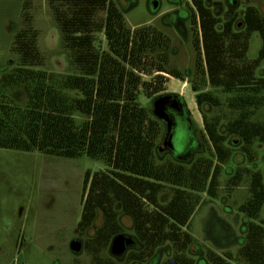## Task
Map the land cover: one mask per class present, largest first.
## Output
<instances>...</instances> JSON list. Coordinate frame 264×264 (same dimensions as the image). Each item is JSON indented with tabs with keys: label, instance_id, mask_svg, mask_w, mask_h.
<instances>
[{
	"label": "trees",
	"instance_id": "16d2710c",
	"mask_svg": "<svg viewBox=\"0 0 264 264\" xmlns=\"http://www.w3.org/2000/svg\"><path fill=\"white\" fill-rule=\"evenodd\" d=\"M49 4L74 72L56 75L41 68L45 57L38 45L39 31L31 17L24 16L11 47L18 63L0 81V147L63 157L86 154L107 163L108 169L92 178L87 173L78 224L79 232L86 234L102 215V223L84 242L91 264H159L156 249L166 243L171 249L164 264H231L232 259L264 264V220L256 221L264 206V173L252 166L254 140L264 143V121L252 119L264 107V77L256 75L264 58L260 10L248 5L241 21L221 20L206 0H193L198 21H192L199 30L193 40L195 79L189 82L211 147L202 144L197 159L172 155L164 159L165 152L158 149L164 124L139 103L138 96L141 91L148 97L165 93L166 74L183 82L188 79L179 69L168 68L174 52L170 37L150 24L130 27L113 0ZM100 12H105L104 18L98 17ZM99 31H104L106 49L96 43ZM253 31H260L263 38L257 59L247 56ZM15 89L25 91L24 105L10 97ZM70 89L81 96L68 94ZM217 91L229 94L227 109L236 113L235 118L207 116L208 107L221 105ZM75 111L86 116L80 124ZM237 148L241 158L227 187L250 176V196L240 207L248 219L242 246L236 256L208 249L206 257L196 259L201 248L186 226L201 202L200 192L207 189L216 195L221 167ZM167 186L173 195L161 204L158 196ZM123 215L131 218L137 243L120 259L110 254L109 246L115 235L125 232Z\"/></svg>",
	"mask_w": 264,
	"mask_h": 264
},
{
	"label": "rangeland",
	"instance_id": "374dc122",
	"mask_svg": "<svg viewBox=\"0 0 264 264\" xmlns=\"http://www.w3.org/2000/svg\"><path fill=\"white\" fill-rule=\"evenodd\" d=\"M122 9L130 27L153 25L166 33L171 41L174 52L170 55L168 68H177L187 75V82L169 74L165 93L180 94L185 100L191 117L198 127V133L205 147H211L204 131L202 114L198 110L195 93L189 80L195 79L196 50L194 35L199 30L196 8L193 0H159L161 5L157 12L151 11L152 0H113ZM239 5L231 10L226 0H210L208 4L221 19L234 17L241 21L248 5L257 7L264 15V0H239ZM180 11L182 30L175 24V12ZM27 14L32 25L39 31L38 45L44 54L45 61L41 66L56 75L74 72L70 53L64 47L60 28L54 18L49 0H0V81L5 71H9L18 63V56L12 51L14 35ZM99 18L105 17L100 12ZM23 20V21H22ZM96 43L107 48L104 31L95 33ZM263 45L260 31H253L250 37L247 56L257 59ZM256 75L264 77V58L256 68ZM150 79L151 76H144ZM72 96H81L77 90H67ZM10 97L24 105L27 95L23 89H15ZM221 105L210 108L208 117L233 119L235 112L227 109L229 94L216 92ZM143 91L139 93V103L152 110V100ZM207 107V106H206ZM76 123H82L86 116L79 111L74 112ZM253 120L264 121V107H260ZM225 123V122H223ZM180 133L174 143L177 151L182 153L185 148L183 139L190 130L189 124L180 121ZM230 139H237L236 136ZM256 160L254 170L264 173V143L256 139L253 142ZM211 151L207 152L210 153ZM202 156L196 151L192 159ZM165 152L163 158L170 159ZM241 156L239 149L221 167L219 187L215 196L208 190L200 192L201 202L196 208L186 229L190 231L200 246L196 259L206 257L208 249L219 254L232 253L236 256L245 237L247 216L241 211V205L250 196V176L245 175L240 184L232 189L227 187L230 176L235 172ZM108 169L107 163L99 158L86 154L78 157H63L42 153L38 150L25 151L14 148L0 147V264H91V257L84 248L79 254L72 252L70 243L76 238L83 241L95 233L102 221L99 214L94 227L86 234H81L78 224L83 211V196L87 192L85 184L87 173L93 175ZM90 178V180H91ZM173 190L167 186L159 193L161 204H167L172 198ZM264 220V206L257 222ZM121 221L125 233L132 234V221L123 215ZM170 243L156 249L159 264H164L169 256ZM231 264H244L236 259Z\"/></svg>",
	"mask_w": 264,
	"mask_h": 264
},
{
	"label": "water",
	"instance_id": "95a60500",
	"mask_svg": "<svg viewBox=\"0 0 264 264\" xmlns=\"http://www.w3.org/2000/svg\"><path fill=\"white\" fill-rule=\"evenodd\" d=\"M159 0L151 1V11L157 12L160 8ZM239 5V0H231L233 8ZM180 94L177 93H162L155 96L152 100V114L155 118L163 122L165 132L159 144V151L168 152L175 158L192 157L193 154L202 147V140L198 133V127L194 120L186 117L184 109L181 107L182 101L179 99ZM183 121L189 124L188 135L183 139L185 144L184 151L179 153L174 143L180 133L179 122ZM136 239L133 235L122 232L115 235L110 243L109 252L116 258H124L130 248L135 247ZM85 248L82 238H76L71 241L70 249L72 252L79 254ZM159 262V261H158ZM158 264V263H156Z\"/></svg>",
	"mask_w": 264,
	"mask_h": 264
},
{
	"label": "flooded vegetation",
	"instance_id": "af4514ba",
	"mask_svg": "<svg viewBox=\"0 0 264 264\" xmlns=\"http://www.w3.org/2000/svg\"><path fill=\"white\" fill-rule=\"evenodd\" d=\"M206 1L209 2L210 0H206ZM226 3H227V5L229 6V8L231 10H234L236 8V7L233 8L231 6V0H226ZM239 3H240V1H239ZM175 17H176L175 24L182 30V22H181V19L184 16L181 14L180 11H177V12H175ZM179 99L182 101L181 107L184 109L185 114H186V117L193 120V118L191 117L190 111H189V109L187 107V104H186L185 100L183 99V97L181 95H180V98Z\"/></svg>",
	"mask_w": 264,
	"mask_h": 264
},
{
	"label": "crops",
	"instance_id": "0c3cea01",
	"mask_svg": "<svg viewBox=\"0 0 264 264\" xmlns=\"http://www.w3.org/2000/svg\"><path fill=\"white\" fill-rule=\"evenodd\" d=\"M186 84H187V82L184 83V85H186Z\"/></svg>",
	"mask_w": 264,
	"mask_h": 264
}]
</instances>
